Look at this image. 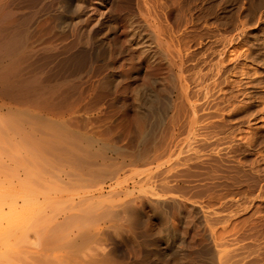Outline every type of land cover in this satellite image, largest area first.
I'll return each instance as SVG.
<instances>
[{"label":"rangeland","instance_id":"374dc122","mask_svg":"<svg viewBox=\"0 0 264 264\" xmlns=\"http://www.w3.org/2000/svg\"><path fill=\"white\" fill-rule=\"evenodd\" d=\"M78 1L0 0L4 25L31 19L24 73L47 86L0 95L2 263L264 264V0H87L94 58L67 69L47 49L73 43Z\"/></svg>","mask_w":264,"mask_h":264},{"label":"bare ground","instance_id":"6f19581e","mask_svg":"<svg viewBox=\"0 0 264 264\" xmlns=\"http://www.w3.org/2000/svg\"><path fill=\"white\" fill-rule=\"evenodd\" d=\"M17 1V0H15ZM20 1V0H19ZM32 1H36L38 2V0H32ZM73 1V0H71ZM78 1V0H76ZM87 0H79L78 2V6H77V9H76V12H74L72 14V18L71 20L73 21L72 22V30L74 31V33L76 34V37L74 38L73 40V43L72 41L71 42H68L66 44H64L62 46V48H60L58 46V44L54 43V41L50 42V46L52 47L51 49H47V52H49V55L50 57H53V59H56L58 57V55L62 54V52L64 53V57L62 58L61 56V61L62 62H59L58 63H61V65L65 66V68L68 69V66L71 64L72 65H75L76 67L78 66H83L84 63H87L86 61L90 60L91 58H94V52H95V48H96V42L94 41V35L93 36H87L86 33L88 32H85L88 28H89V23L86 22L83 18L84 16L88 13L87 10H86V7H85V2ZM35 2V3H36ZM104 5H107L105 2V0L101 1ZM7 3V2H6ZM72 5L74 4L73 2L71 3ZM74 6V5H73ZM7 7V6H6ZM4 9V10H3ZM14 9V8H13ZM140 11L139 14L143 15L145 18L147 16V14L142 10L140 9V6H139V9ZM1 11L0 12V95L5 97V98H8V99H11V100H16V101H21V100H25L28 101V99L32 100L31 98L37 94V91L38 89H42V87H47V86H43V84H45L44 80L41 81V78L38 74H32L30 73H24L25 69L31 67V65L33 64V62L35 61L33 56L34 53V49L33 47L31 46V43L28 45V43L30 42L31 38H32V30L30 31V27L29 26V23H31V19L29 22L27 21H23L21 19V21L17 20L16 21H12V23L8 24L6 23V25H4V20L9 18L12 14V9L10 8V6L8 8H1ZM15 11V10H13ZM16 14V13H15ZM104 10H101L100 13L98 14V19H97V22L99 23V18L103 17L104 16ZM135 15V13H134ZM35 16V15H34ZM16 17V16H15ZM136 16L132 17V18H135ZM142 17V16H141ZM22 18V17H21ZM26 18V17H24ZM29 19V17H27ZM130 17V19H128L126 22L127 24L124 26L127 31L125 32V34L127 33V44H129L131 47L134 46L136 49H139V52H140V55L142 57V59L146 62H155V52L152 51V44L150 42H148L151 38H149V36L153 33H151L148 37H147V34L144 35L145 33H142L143 31L141 30V27L140 26H137L135 25L136 22H134V19H132ZM10 19V18H9ZM144 19V18H143ZM147 19H148V16H147ZM26 20V19H25ZM145 21V24L147 25L149 22L148 20H144ZM96 22V23H97ZM137 24V23H136ZM91 26V25H90ZM148 27L150 26L147 25ZM86 27V28H85ZM30 28V29H29ZM150 28V27H149ZM148 28V29H149ZM153 28H156L157 29V26L156 27H153ZM151 28V29H153ZM43 29V28H42ZM125 29V30H126ZM155 29H153L154 31ZM89 31H90V28H89ZM90 33V32H89ZM88 33V35H89ZM157 35L158 33H154V35ZM92 35V34H91ZM156 35L154 37H156ZM153 36V35H152ZM158 36V35H157ZM155 39V38H154ZM155 40H158L155 39ZM149 44H148V43ZM157 42V41H156ZM153 43H155L153 41ZM158 43V42H157ZM159 45V43H158ZM122 46V45H121ZM120 46V48L122 49V47ZM27 47H28V51H25L27 50ZM30 47V48H29ZM89 48V49H87ZM160 48V47H159ZM124 49V48H123ZM135 49V50H136ZM125 50V49H124ZM65 53H67V55L65 56ZM97 54V53H96ZM40 56V55H39ZM97 56V55H96ZM49 57V58H50ZM36 59V58H35ZM51 59V58H50ZM92 60V59H91ZM37 61V60H36ZM54 61V60H53ZM171 61V60H170ZM169 61V62H170ZM56 62V61H55ZM57 63V64H58ZM171 64V63H170ZM174 65V63H172ZM35 65V64H34ZM59 65V64H58ZM60 65V66H61ZM36 66V65H35ZM56 64H54L52 66V72L55 70L56 68ZM69 66V67H70ZM33 65H32V69H33ZM75 67V68H76ZM37 68V67H36ZM60 68V67H59ZM59 68L57 67V71L55 70V73L58 72ZM64 68V67H63ZM79 68V67H78ZM35 69V68H34ZM33 69V70H34ZM67 69H63V70H67ZM77 69V68H76ZM61 70V69H60ZM27 71H30L29 69L26 70ZM32 71V70H31ZM37 71V70H36ZM51 72V74H52ZM37 73V72H36ZM45 73V72H44ZM57 74V73H56ZM27 75V76H25ZM42 76V75H41ZM50 77V74L47 75ZM53 76V75H52ZM43 77V76H42ZM46 77V76H45ZM45 79V78H44ZM50 79V78H49ZM47 79L49 82L50 80ZM56 78L53 79V81L55 80ZM67 80L63 81V82H66ZM44 82V83H43ZM60 81H56L53 82L54 86L52 85V87H57V85L61 84L62 85V81L59 83ZM52 83V82H51ZM51 83H48V84H51ZM39 84L42 86L40 88ZM108 84V83H106ZM108 86V85H107ZM38 87V89H36ZM187 87V86H186ZM186 87L185 85L181 86V94L180 95H183V97L185 99H188V93L186 91ZM43 88V91H46L45 89ZM145 89V88H143ZM147 90V89H146ZM40 91V90H39ZM41 92V91H40ZM143 91H140L138 90L137 91V95H138V107H139V113L141 114V116H145L147 117L146 115H148V112H149V115H150V112H152V107L154 106L153 105L152 107H148L146 108L145 107V104H147V102H149V100H152L151 97L152 95L149 96H145L144 93H142ZM36 93V94H35ZM39 93V92H38ZM43 95L44 93L41 92ZM49 94V93H47ZM153 94V93H152ZM39 95V94H38ZM37 95V96H38ZM37 96H35V98H33V101L37 98L39 99ZM45 96V95H44ZM41 97V96H40ZM137 97V96H136ZM149 97V98H147ZM182 97V96H181ZM190 99V98H189ZM183 100V98L181 99ZM31 101V102H33ZM23 102V101H22ZM182 102H185V101H182ZM154 103V101H153ZM192 106V110H194V115H193V120H191V123L189 124V129H188V133L190 132H194L195 130H198V126H197V118H196V110L194 105H191ZM196 106V105H195ZM197 107V106H196ZM154 108V107H153ZM191 108V107H190ZM198 112V110H197ZM158 115V114H157ZM160 117V116H159ZM162 117V116H161ZM204 128V126H202ZM75 139V138H74ZM72 140V139H71ZM87 140V139H86ZM75 141V140H74ZM90 141V140H89ZM72 142V141H70ZM80 142V141H79ZM78 142V143H79ZM89 143V142H88ZM88 143L86 144L87 147L88 146ZM73 145V144H72ZM75 145V143H74ZM82 146V145H81ZM106 146V145H105ZM68 148V147H67ZM75 148V146L73 147ZM85 148V147H84ZM111 148V147H110ZM70 150H72V147L68 148ZM67 149V150H68ZM78 149V148H76ZM115 150V149H114ZM75 151V150H74ZM73 151V152H74ZM81 151V150H80ZM117 151V150H116ZM72 152V151H71ZM78 153V152H77ZM75 154V152H74ZM83 154V153H82ZM77 154L79 156V158L84 161L87 157L86 155L87 154ZM75 156V155H74ZM78 157H76L75 159H77ZM80 159H77L80 160ZM84 159V160H83ZM87 160H91L90 158ZM93 160V159H92ZM86 161V160H85ZM84 161V162H85ZM88 162V161H87ZM89 164V163H88ZM86 165V164H85ZM87 167V166H86ZM89 167V166H88ZM259 168V167H258ZM258 171V170H257ZM259 172V171H258ZM264 173V172H263ZM260 174V173H259ZM255 178V177H254ZM264 180V179H263ZM261 182H264L261 180ZM260 183V182H259ZM256 184V183H255ZM258 184V182H257ZM256 184V185H257ZM224 186V185H223ZM255 186V185H254ZM260 186V185H259ZM256 187V186H255ZM263 187V186H262ZM215 188V187H214ZM217 188V187H216ZM215 188V189H216ZM226 188H227V185H226ZM264 188V187H263ZM254 189V188H253ZM260 189V188H259ZM213 190V189H212ZM218 190V188L216 189ZM224 190V189H223ZM214 191V190H213ZM252 191V189H251ZM256 191V190H255ZM228 192V191H227ZM227 192L225 193V190H224V194H227ZM264 192V191H263ZM213 193V192H212ZM219 193V192H218ZM218 193H214V199H215V203H217L219 198H220V195H219V198H218ZM221 193V192H220ZM257 193V192H256ZM16 196V195H15ZM264 196V195H263ZM1 197V196H0ZM223 197V196H222ZM18 200V199H17ZM218 200V201H217ZM15 203L17 201H14ZM164 202V201H163ZM14 203V204H15ZM160 203V201H159ZM162 203V202H161ZM167 203V202H164V204ZM233 209V208H232ZM245 209V208H244ZM2 233H0L1 235ZM2 236V235H1ZM0 236V237H1ZM15 254H19L17 252L14 253ZM11 255V254H9ZM17 256V255H16ZM1 257V256H0ZM2 255V259H0V264H3L2 262L4 261L3 259L4 258H9L8 257H4ZM8 260V259H7ZM6 262V261H5Z\"/></svg>","mask_w":264,"mask_h":264}]
</instances>
